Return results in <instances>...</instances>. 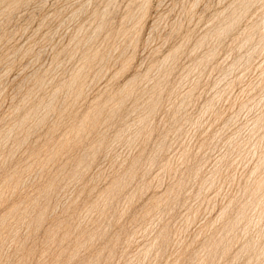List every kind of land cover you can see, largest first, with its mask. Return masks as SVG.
<instances>
[{"label": "rangeland", "instance_id": "374dc122", "mask_svg": "<svg viewBox=\"0 0 264 264\" xmlns=\"http://www.w3.org/2000/svg\"><path fill=\"white\" fill-rule=\"evenodd\" d=\"M0 264H264V0H0Z\"/></svg>", "mask_w": 264, "mask_h": 264}]
</instances>
